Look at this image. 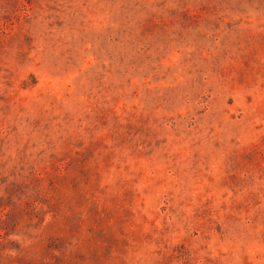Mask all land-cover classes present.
Wrapping results in <instances>:
<instances>
[{
    "label": "rangeland",
    "instance_id": "1",
    "mask_svg": "<svg viewBox=\"0 0 264 264\" xmlns=\"http://www.w3.org/2000/svg\"><path fill=\"white\" fill-rule=\"evenodd\" d=\"M0 264H264V0H0Z\"/></svg>",
    "mask_w": 264,
    "mask_h": 264
}]
</instances>
